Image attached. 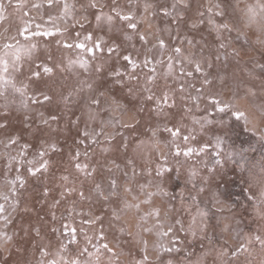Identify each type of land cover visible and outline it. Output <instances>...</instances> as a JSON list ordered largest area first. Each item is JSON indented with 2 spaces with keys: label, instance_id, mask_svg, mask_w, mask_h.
Here are the masks:
<instances>
[{
  "label": "snow or ice",
  "instance_id": "6c2138e0",
  "mask_svg": "<svg viewBox=\"0 0 264 264\" xmlns=\"http://www.w3.org/2000/svg\"><path fill=\"white\" fill-rule=\"evenodd\" d=\"M44 4L59 13L48 17L54 30L25 23L17 29L23 43L5 34L0 44V156L16 173L0 189V221L10 224L21 211L22 167L51 182L39 201L47 211L24 228L40 240L45 228L55 237L39 247L35 264H207L213 254L214 264H264V62L254 56L264 61V0ZM6 19L0 3V21ZM67 19L111 34L109 43L88 33L90 47L55 41L107 53L95 76L73 85L57 79L56 68L88 71V61L32 68L39 47L32 38L62 36L67 29L54 22ZM245 59L252 68L239 77L232 64ZM26 63L28 75L18 83ZM13 112L21 113L19 129ZM229 162L246 174L240 182L247 207L232 190ZM249 208L254 231L241 227L240 213ZM13 238L0 231V264H8ZM197 242L199 254L188 250Z\"/></svg>",
  "mask_w": 264,
  "mask_h": 264
},
{
  "label": "rangeland",
  "instance_id": "374dc122",
  "mask_svg": "<svg viewBox=\"0 0 264 264\" xmlns=\"http://www.w3.org/2000/svg\"><path fill=\"white\" fill-rule=\"evenodd\" d=\"M27 7H25L22 10H16L14 5L17 3V0H0V3H3L5 5V15L7 17L6 20L0 21V44L4 42L5 34L9 36L17 37V39L21 40L23 43V37H19L17 35V29L22 28L25 26V23L32 29V30H38L36 29L37 24L43 25L45 28L53 29V23L48 22L49 15L56 16L58 15V11L54 9H48L47 6L44 4V0H25ZM244 3H250L252 0H243ZM33 3L41 4L43 5L39 9L32 8L31 5ZM28 12L29 14L25 16L23 13ZM92 19L91 17L89 18ZM56 25L60 26L62 31L63 29H67V31L63 32V35H57L55 37H42L37 36L33 37L32 41L36 42L39 47L37 49V52L35 54L34 63L32 64V68L35 70L36 64L40 65H47L49 67H53L54 65H60V66H66L68 63V60H79L83 59L89 62L88 71H85L82 68H79V66L74 67L71 70H66L64 72H60L59 68H56V78L60 79L62 81H65L68 85L75 84L78 80H87L93 76H95V67L98 63H102L101 57L103 56L106 59L107 53H99V52H93L89 53L84 49H78L75 47L72 48H63L58 46L55 41L56 40H63L67 43H71L75 45L76 43L85 42L84 37L88 35V33H92L93 35V41L97 37H102L105 41H108L111 43V40L109 39L110 33L107 32V29L101 30L96 27L95 23H85L84 27L81 28L79 24H74L73 20L67 19V20H57L54 22ZM6 30H10L7 31ZM54 30V29H53ZM79 34V35H78ZM205 36L207 37V32L205 31ZM235 33H233V36ZM208 39H211V37H207ZM87 47H90L91 44L88 42H85ZM178 44L179 41H176ZM255 60L257 62H264L261 60L260 53L257 52L254 54ZM93 57H96L93 59ZM246 65V67H245ZM28 64H25V73L22 76L18 77V83L21 80H25L26 76L28 75L27 72ZM252 68V62L247 61L245 59L244 61H241L239 66L236 65V62L233 61L232 64V70L236 72L237 76L243 77L247 69ZM258 71V70H257ZM0 104H3V100H0ZM42 111L44 109H41ZM197 116L201 115V113H196ZM21 113L19 112H13L12 114V120L14 126L19 129L22 127L18 121L21 119ZM23 135V134H22ZM166 133H162V137H166ZM0 139H2V136H0ZM24 139L29 140L32 143H35V141L31 140V137L24 136ZM24 140H21V143H23ZM67 152V148H65V153ZM0 153H3V146L0 145ZM15 155V151L12 153ZM29 158H31V151L29 152ZM54 160L57 161H63V163H66V157L62 156H54ZM194 162V161H193ZM63 163H61L60 167H63ZM209 165L211 164V160H208ZM226 170L228 171V174L230 177H233L236 180V184L233 187V191L235 193L241 194V189L246 187V184H243L240 182V177L242 174L239 173L235 169V165L232 163H226L225 165ZM54 171H56L54 169ZM204 174L206 173V169L203 170ZM22 175L26 178L27 184L26 187L23 190H20L22 192V195L19 197L20 204L19 209L21 211H18L17 213H14L12 216V223L5 225L3 221H0V231H5L9 235L14 234L13 241L9 244V248L11 250L10 257L8 259V264H35L36 260L39 259V247L42 244H48L51 240L53 244H55V237L50 234L49 228H45L43 230V233L45 235V239L40 240L38 237L35 236V233H30L28 235H25L24 228H26L31 222L32 224H36L37 222V216L36 212L39 211L41 215H44L47 211V205H42L39 201L42 199V190L45 183H48L49 187H51L50 178L46 177H29L26 171V166L22 167L21 169ZM16 173L14 171L9 172L8 169L5 167V161L3 160L2 156H0V189H2L6 183V180L12 179ZM182 183V180H181ZM10 196V194H9ZM208 198L210 199V193L208 194ZM11 199V196H10ZM4 201L0 200V203H3ZM241 203H244L247 207V203L244 199V195L241 194ZM28 206L33 209V212L30 214H25L22 209L25 206ZM210 206V205H209ZM57 215H59V212H57ZM240 215L243 217V223L241 227L244 229V231H254L257 226L258 222L250 215V208L247 212H242ZM239 218V217H238ZM46 219L50 220V216H46ZM57 227H60L59 224L56 225ZM73 226H78L77 224H73ZM217 233H219V229H217ZM111 234L109 235V239H111ZM83 244V241H81ZM231 243V242H230ZM204 247H208V242L205 240L203 242ZM216 246H219V242L216 244ZM90 247V246H89ZM91 250V248H90ZM189 251H193L196 254H199L204 250V248L201 247L200 242H197L195 245H190L188 248ZM0 259H3V257H0ZM244 257H241V260H243ZM259 257L257 256V260ZM215 256L210 255L207 257V264H214Z\"/></svg>",
  "mask_w": 264,
  "mask_h": 264
}]
</instances>
